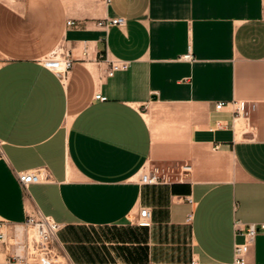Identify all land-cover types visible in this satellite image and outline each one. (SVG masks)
Masks as SVG:
<instances>
[{
    "label": "crops",
    "instance_id": "1",
    "mask_svg": "<svg viewBox=\"0 0 264 264\" xmlns=\"http://www.w3.org/2000/svg\"><path fill=\"white\" fill-rule=\"evenodd\" d=\"M84 40L66 80L43 64ZM103 50L129 67L106 75ZM232 99L256 104L234 127L230 106L215 109ZM174 160L192 164L189 181L139 182ZM39 166L50 179L23 189L16 172ZM143 206L150 226L136 222ZM37 210L59 238L132 224L131 250L146 244L150 264L232 261L235 220L264 222V0H0V217ZM247 264H264V231Z\"/></svg>",
    "mask_w": 264,
    "mask_h": 264
},
{
    "label": "built area",
    "instance_id": "2",
    "mask_svg": "<svg viewBox=\"0 0 264 264\" xmlns=\"http://www.w3.org/2000/svg\"><path fill=\"white\" fill-rule=\"evenodd\" d=\"M108 4L110 0H102ZM68 24H73V20H68ZM97 24L104 28L111 25H123V17L102 18ZM89 45L86 40L79 45V53H75L74 48L65 49L59 47L49 56L42 59V62L52 70L62 81L66 80L70 69L76 61L84 60L88 54ZM181 59L193 60L190 46ZM96 60L107 62L106 75L112 76L117 71L125 70L129 67L130 61L110 58L106 50L99 51ZM95 99L106 100L107 96L101 92H96ZM230 106L233 112V127L239 120L248 119L252 111L255 110V102L245 100H219L215 103V109ZM220 120L216 121V127L222 128ZM214 129V128H212ZM219 147V144L214 148ZM145 172L139 179L144 184H180L189 181L193 166L189 161L174 160L164 164H147ZM17 180L23 189H27L32 183L47 181L51 175L45 166H39L27 170L16 172ZM185 200L193 203L191 196H185ZM191 218V213L187 219ZM138 225H151V211L148 207H140ZM235 235L241 240H235L233 244V259L230 262L220 264H247L248 253L258 232L264 231V222H242L237 219L234 222ZM61 224L49 215L36 211L29 213L21 222H13L0 217V264H56L65 257L64 247L59 239Z\"/></svg>",
    "mask_w": 264,
    "mask_h": 264
},
{
    "label": "rangeland",
    "instance_id": "3",
    "mask_svg": "<svg viewBox=\"0 0 264 264\" xmlns=\"http://www.w3.org/2000/svg\"><path fill=\"white\" fill-rule=\"evenodd\" d=\"M131 227H66L59 238L65 253L61 259L65 264H150L146 244L139 253L132 252Z\"/></svg>",
    "mask_w": 264,
    "mask_h": 264
}]
</instances>
